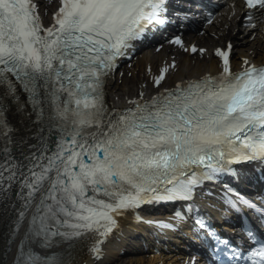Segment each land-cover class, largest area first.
<instances>
[{
    "label": "snow or ice",
    "instance_id": "snow-or-ice-1",
    "mask_svg": "<svg viewBox=\"0 0 264 264\" xmlns=\"http://www.w3.org/2000/svg\"><path fill=\"white\" fill-rule=\"evenodd\" d=\"M244 4L248 21L252 10L264 12V0ZM166 12L167 0H59L45 27L36 0H0V200L14 195L19 204L4 240L6 250L17 245L11 264H70L36 249L57 242L71 249L89 235L99 258L125 212L190 201L199 185L233 172L232 165L264 163V64L243 58L233 71L230 42L215 49L217 74L178 81L147 100L140 93L126 108L108 106L105 84L118 60L150 27L168 22ZM170 43L184 48L179 36ZM175 67H161L154 85ZM10 114L20 118L16 124ZM225 199L264 220V209L232 188ZM196 223L206 227L203 219ZM245 232L255 242L247 253L216 237L217 264H264V238Z\"/></svg>",
    "mask_w": 264,
    "mask_h": 264
},
{
    "label": "bare ground",
    "instance_id": "bare-ground-1",
    "mask_svg": "<svg viewBox=\"0 0 264 264\" xmlns=\"http://www.w3.org/2000/svg\"><path fill=\"white\" fill-rule=\"evenodd\" d=\"M231 1L233 0H230L229 4H231ZM237 2L234 0V4L226 8V13L233 11L234 7L238 5ZM41 3L46 6L49 2L41 0ZM226 16V14L222 16L220 24L212 23L209 33L206 32L204 35H195L185 39V42L194 40L193 42L196 43L198 41L199 49H205L203 54L197 51L196 55H189L188 51L183 52L177 46L172 47L163 44L159 50L152 47L145 49L132 60L133 63L127 64L123 69H116L108 77L105 84L108 106L118 107L128 104L132 97H136L140 93H143L144 96L148 90L152 92L157 89L158 87L154 85L152 77L157 76L163 65H171L173 62L176 65L174 69L169 70L165 79L161 82V84L170 82L167 85L186 77L199 75L207 70H219L220 61L215 56V49L223 47L222 38L225 37L235 40L231 53L233 54V56L231 55V62L234 70L242 66L243 58H247L250 62H262L264 60V31L261 30L264 29V22L256 24L255 28L248 29L246 25H240L237 19L228 21ZM227 23H229V26H227ZM218 25H221V27L219 28ZM187 45V48H190V45ZM175 54H178L177 59L174 56ZM9 119L16 124L20 118L10 114ZM23 135L24 132L21 131L18 133L17 138ZM29 143H35V141L31 140ZM16 155L19 156V153L17 152ZM14 199L13 195L12 199L0 200V255H4V264H10L13 258L12 254L15 251V247L6 250L4 245L8 233L7 225H9V229L12 227V217L13 220L16 217L15 208L19 207L18 203L13 204ZM22 226L16 236V241L22 235ZM127 239L128 236L123 241L127 242ZM95 240L94 235H89L79 241L72 242L74 247L71 249L68 242L54 243L53 246L61 248L60 252L63 253L61 257L69 260L70 264H180L185 258V256L181 258L180 254L167 252L170 247L168 244L154 243L150 246V249L158 248L157 252L151 251L148 254L130 255L128 259H124L116 251L107 247L109 238L101 245L102 254L99 258H96L89 250ZM65 244H68L67 248L64 247Z\"/></svg>",
    "mask_w": 264,
    "mask_h": 264
},
{
    "label": "rangeland",
    "instance_id": "rangeland-1",
    "mask_svg": "<svg viewBox=\"0 0 264 264\" xmlns=\"http://www.w3.org/2000/svg\"><path fill=\"white\" fill-rule=\"evenodd\" d=\"M129 256H130V255L121 256V257L124 258V259H128Z\"/></svg>",
    "mask_w": 264,
    "mask_h": 264
}]
</instances>
